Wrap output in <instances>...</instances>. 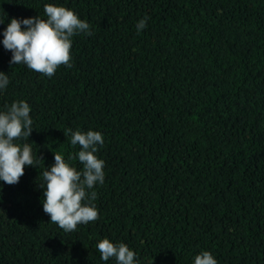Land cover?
<instances>
[{
	"label": "trees",
	"instance_id": "1",
	"mask_svg": "<svg viewBox=\"0 0 264 264\" xmlns=\"http://www.w3.org/2000/svg\"><path fill=\"white\" fill-rule=\"evenodd\" d=\"M47 3L93 34L73 37L72 67L50 78L0 45V108L30 104L41 158L0 190V264H115L96 249L105 237L139 264H192L202 250L264 264V0H0V30ZM77 128L103 133L105 181L98 220L65 233L43 211L39 173L78 150L65 131Z\"/></svg>",
	"mask_w": 264,
	"mask_h": 264
},
{
	"label": "clouds",
	"instance_id": "2",
	"mask_svg": "<svg viewBox=\"0 0 264 264\" xmlns=\"http://www.w3.org/2000/svg\"><path fill=\"white\" fill-rule=\"evenodd\" d=\"M43 11L44 17L8 19L6 27L0 30V45L11 53L10 64H22L50 78L59 66L72 67L73 37L93 33L88 21L62 4L47 3ZM6 18L7 14L0 17V24H5ZM148 19L145 16L138 20L137 33L147 27ZM9 83L8 74L0 71V93ZM30 112V104L23 99L13 100L0 108V190L4 184H17L25 167H37L41 160L28 142L34 129ZM65 131L70 137V145L78 150L67 159L54 153V163L39 173V187L44 213L65 233H70L76 231L78 225H87L99 218L93 203L97 193L93 189L105 181V161L98 156L105 140L102 132L91 128ZM73 159L80 168L70 163ZM96 249L104 262L139 264L136 252L123 242H113L105 237L97 241ZM192 264H218V261L210 251L202 250L193 256Z\"/></svg>",
	"mask_w": 264,
	"mask_h": 264
}]
</instances>
